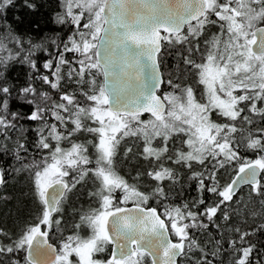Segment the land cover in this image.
Masks as SVG:
<instances>
[{
	"label": "snow or ice",
	"instance_id": "1",
	"mask_svg": "<svg viewBox=\"0 0 264 264\" xmlns=\"http://www.w3.org/2000/svg\"><path fill=\"white\" fill-rule=\"evenodd\" d=\"M15 6L0 202L24 176L34 211L0 264H264V0H59L43 35Z\"/></svg>",
	"mask_w": 264,
	"mask_h": 264
},
{
	"label": "trees",
	"instance_id": "2",
	"mask_svg": "<svg viewBox=\"0 0 264 264\" xmlns=\"http://www.w3.org/2000/svg\"><path fill=\"white\" fill-rule=\"evenodd\" d=\"M36 2L37 9L33 11L24 6L23 0H16V6L9 9L7 14L9 21L20 32H31V29L37 25H39L40 35L59 31L60 26L53 22L55 12L59 11V0H36ZM16 16L19 17L18 21L13 19ZM26 73L27 68L22 65H14L8 70L9 79L14 83L18 81L24 84ZM13 105L22 111L27 110L26 106L18 100L13 101ZM9 163H11V157H3L0 154V165L7 167ZM5 191L12 199L7 203L0 202V227L15 230L17 219L26 218L29 212L34 211L29 199L20 195L22 191H27V180L24 176H19L9 183ZM191 195H195V192L193 191ZM259 239L264 240V236H260Z\"/></svg>",
	"mask_w": 264,
	"mask_h": 264
}]
</instances>
